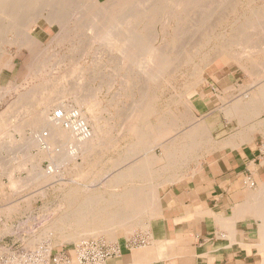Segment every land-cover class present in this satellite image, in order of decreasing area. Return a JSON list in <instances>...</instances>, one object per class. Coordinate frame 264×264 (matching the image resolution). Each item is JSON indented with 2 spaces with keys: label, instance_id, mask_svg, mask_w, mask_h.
<instances>
[{
  "label": "rangeland",
  "instance_id": "rangeland-1",
  "mask_svg": "<svg viewBox=\"0 0 264 264\" xmlns=\"http://www.w3.org/2000/svg\"><path fill=\"white\" fill-rule=\"evenodd\" d=\"M45 2L50 6L41 10L37 22L27 21V33L10 31L0 41V149L6 143L12 153L27 147L9 170L2 160L13 154L6 148L0 151V248L7 250L12 264L16 259L26 264L46 250L49 257L69 253L74 264H80L77 249L83 244L94 241L116 249L118 240H131L138 229L146 228L154 210L142 197L148 200L150 195L132 192L144 187L149 191L151 179L187 162L185 154L167 156L160 142L187 130L194 119L206 125L197 112L206 108V100L208 110L222 105L218 84L232 75V67L239 82L257 86L246 102L233 103L235 119L253 121L250 126L264 135V119L256 120L264 110L242 108L264 83V0H84L63 7L59 0ZM152 4L158 6L154 16ZM151 21H156L154 28L149 27ZM242 88L231 87L229 97L243 93ZM142 97L153 112H140L141 118ZM185 105L192 107L193 120ZM229 105L224 111L231 117ZM58 108L64 119L54 117ZM70 113L77 119L68 126ZM209 131L204 135L206 148L217 143ZM101 155L105 162L118 159L116 167L126 165L123 172L138 164L132 161L146 159L152 178L112 183L116 170L99 179L105 163ZM258 189L253 190V201ZM123 191L127 195H121ZM118 212L123 213L122 225L115 219ZM129 226L133 233L123 237L122 228ZM257 229L251 264H261L263 256L255 246L262 239Z\"/></svg>",
  "mask_w": 264,
  "mask_h": 264
},
{
  "label": "crops",
  "instance_id": "crops-1",
  "mask_svg": "<svg viewBox=\"0 0 264 264\" xmlns=\"http://www.w3.org/2000/svg\"><path fill=\"white\" fill-rule=\"evenodd\" d=\"M230 72L232 75L221 78L218 84L222 89L218 94L222 105L208 110L209 101L206 100V108L201 112L196 111L200 117L203 116L206 125H209L217 141L216 148L212 147L209 152H205L203 137L186 139L184 142H187L188 147L184 154H187V162L183 166L179 168L174 164V170L171 168L170 173L151 179L149 185L153 187L152 190L149 187V191L144 192L143 186L139 191H133L139 195L146 193L158 197V209L145 220L146 228L138 229L139 232L131 240H118L115 253L97 264L252 263L254 228L258 227L261 219L251 208L253 197L250 195L253 196V190L264 183V152L260 154L258 150L264 143V135L258 127L252 133L250 125L253 121L235 119L236 107L233 103L240 99L238 102H246L257 86L246 81L239 82L235 75L236 67H232ZM237 84L245 91L238 96L229 97L230 88ZM227 105L228 110L233 112L231 117L225 114L224 108ZM191 115L193 117V113ZM258 116L256 120L264 119V112ZM103 143L105 147L106 143ZM101 158L105 157L101 155ZM116 160L105 162L103 159L105 163L102 164L103 167L100 166L102 175L99 179L111 176L116 170H119L118 173L123 171L126 165L116 167L119 162ZM132 162L138 163L132 167L142 164L140 158ZM147 176L148 174L145 177L130 178L142 179ZM139 184L143 185L140 181Z\"/></svg>",
  "mask_w": 264,
  "mask_h": 264
},
{
  "label": "bare ground",
  "instance_id": "bare-ground-1",
  "mask_svg": "<svg viewBox=\"0 0 264 264\" xmlns=\"http://www.w3.org/2000/svg\"><path fill=\"white\" fill-rule=\"evenodd\" d=\"M46 0H0V41H4V36L6 35V33L7 32H10V31H12V32H15V33H19V32H21V34L22 33H27V28L29 27V25H28V23H27V21L28 20H30V19H35L36 21L35 22H37V19L39 20L40 19V13L42 12L41 10L43 9H45V8H47L48 6H50V5H48L47 7H46V4L48 3V4H50V2H45ZM48 1V0H47ZM50 1V0H49ZM77 2H80V4H81V1H83V3H84V0H76ZM76 1L74 0L73 2H75L76 3ZM94 1V0H93ZM97 0H95V2H96ZM168 1V0H167ZM170 1H173L172 3H174V1L175 0H170ZM177 1H180V0H177ZM59 2L61 3H59L60 5H61V7H63L62 5H65V4H68V3H73L72 2V0H59ZM90 2V1H89ZM92 2V1H91ZM164 2H166V1H164ZM184 2V1H183ZM44 3H45V6H44ZM75 3H74V6H75ZM172 3H170V4H172ZM176 4H177V2H175ZM174 3V4H175ZM180 3V2H179ZM201 3H202V1H201ZM59 4H58V7H59ZM181 4H182V2H181ZM201 5V4H200ZM231 5V4H230ZM77 6V5H76ZM147 6V5H146ZM179 6V5H178ZM60 7V8H61ZM78 7V6H77ZM82 7H84V5H82ZM149 7H150V5H149ZM81 8V7H80ZM85 8V7H84ZM145 8V7H144ZM151 8V10H152V8L154 9L153 11H151V12H153V14H152V16H154L155 14H156V9L158 8V6L157 5H154V4H152V6L150 7ZM56 9H57V6H56ZM59 9V8H58ZM89 9V8H88ZM146 9V8H145ZM60 10V9H59ZM82 10H84V9H82ZM147 10V9H146ZM164 10V9H163ZM170 10V9H169ZM178 10V9H177ZM143 12V11H142ZM173 13V10H171V14ZM146 13L144 12V15H145ZM150 14V15H151ZM143 15V14H142ZM157 15V14H156ZM167 15V14H166ZM170 14L168 13V16H169ZM171 16V15H170ZM132 17H133V15H132ZM139 17V16H138ZM158 17H159V15H158ZM163 17H165V16H163ZM167 17V16H166ZM173 17V16H172ZM133 18H135V16L133 17ZM152 17L150 16V19H151ZM176 18V17H175ZM139 19V18H138ZM147 19V18H146ZM157 19V17H155V20ZM159 19V18H158ZM133 21V20H132ZM196 21V20H195ZM257 21V20H256ZM128 22H129V19H128ZM152 22V21H151ZM154 22H156V21H153L151 24L152 25H150L149 27L151 28V26H153V28H154ZM175 22V21H174ZM197 22V21H196ZM258 22V21H257ZM26 23H27V25H26ZM127 23V22H126ZM146 23H147V20H146ZM165 23V22H164ZM167 23V22H166ZM249 23V22H248ZM254 23V22H253ZM37 24V23H36ZM143 24V23H142ZM159 24H161V23H159ZM255 24V23H254ZM258 24V23H257ZM134 25H135V23H134ZM145 25V24H144ZM147 25H149L148 23H147ZM147 25L145 26V27H147ZM162 25V24H161ZM165 25V24H164ZM247 25V24H246ZM130 26V25H129ZM128 26V27H129ZM252 26H254L255 27V25H252ZM258 26H260L259 24H258ZM257 26V27H258ZM32 27V26H31ZM144 27V26H143ZM144 27V28H145ZM148 27V28H149ZM161 27H163V26H161ZM173 28V27H172ZM177 28V27H176ZM175 29V28H174ZM258 29V28H257ZM260 29V28H259ZM264 29V28H263ZM150 30V29H149ZM249 30V29H248ZM250 30H252V29H250ZM254 30V29H253ZM130 31V30H129ZM147 31H145V33H146ZM263 32V31H262ZM28 33H29V31H28ZM166 33V32H165ZM13 34V33H12ZM147 34V33H146ZM162 34V33H161ZM26 35V34H25ZM182 35V34H181ZM180 35V36H181ZM261 35V34H260ZM139 38V37H138ZM211 38V37H210ZM132 39V38H131ZM136 39V38H135ZM141 39V38H140ZM199 39V38H198ZM208 39V38H207ZM206 39V40H207ZM253 39V38H252ZM133 41H134V38L132 39ZM131 40V41H132ZM139 40V39H138ZM132 41V43L134 44V42ZM190 41V40H189ZM199 41V40H198ZM211 41V40H210ZM256 41V40H255ZM143 42V41H142ZM200 42V41H199ZM179 43V42H178ZM187 43V42H186ZM203 43V42H202ZM254 43V42H253ZM252 43V45H250L251 46V48L253 49V47L252 46H254L255 45V43L253 44ZM258 43V42H257ZM256 43V44H257ZM137 44V43H136ZM135 44V45H136ZM244 44V43H243ZM261 44L262 45H264V43H260V46H261ZM198 45V44H197ZM258 45V44H257ZM194 47V46H193ZM239 47V46H238ZM244 47H245V44H244ZM256 47H258V46H256ZM262 47H264V46H262ZM177 48V47H176ZM243 48V47H242ZM241 48V49H242ZM246 48V47H245ZM249 48V47H248ZM168 49H169V47H168ZM229 49H231L230 47H229ZM251 49V50H252ZM262 49H264V48H262ZM261 49V50H262ZM245 50H249L250 52H251V50L250 49H245ZM245 50H243L244 52H245ZM254 50H255V47H254ZM173 51V50H172ZM177 51V50H176ZM226 51H229V50H226ZM240 52H242V51H240ZM239 52V53H240ZM253 52V51H252ZM225 53V52H224ZM228 53H230V52H228ZM243 53V52H242ZM242 53H240L241 55H242ZM247 54L249 53V52H246ZM185 54V53H184ZM221 54V53H220ZM247 54H246V56H247ZM249 54H251V53H249ZM222 55V54H221ZM245 55V53L243 54V56ZM253 55V54H252ZM222 57V56H221ZM253 58V57H252ZM250 60H251V57H250ZM253 60H254V58H253ZM225 61V60H224ZM238 61V60H237ZM262 63V62H261ZM264 63V62H263ZM240 64V63H239ZM207 65H208V63H207ZM257 66V65H256ZM261 66V65H260ZM259 66V67H260ZM264 66V65H263ZM245 68V67H244ZM257 68V67H256ZM260 69H262L261 67H260ZM259 69V71L260 72H258V73H261L262 74V70H260ZM170 70V69H169ZM257 71H258V69H256ZM252 72V71H254V70H249L248 72ZM262 71V72H261ZM256 72V71H255ZM254 72V73H255ZM253 73V74H254ZM252 74V75H253ZM255 75H257L256 73H255ZM201 76V75H200ZM260 78V77H259ZM263 78H264V75H263ZM263 78H260V79H263ZM258 82V81H257ZM260 83V82H259ZM262 83V82H261ZM260 83V84H261ZM198 84V83H197ZM256 84V83H255ZM258 84V83H257ZM259 84V85H260ZM195 85V84H194ZM255 92V91H254ZM257 93V92H256ZM142 96H145L146 95V93L145 92H143L142 91ZM150 96V95H149ZM256 97H255V99L254 100H251L250 102H249V104H246V105H243L242 106V108L243 109H247V110H249V112H251V111H253V110H256V109H258V110H256V111H259L260 109H263L264 110V83L260 86V89H259V92L257 93V95H255ZM252 97H253V95H252ZM143 98V101L140 103V104H138V107H139V109H141V110H139L138 112H139V115H140V112L142 113V114H150L151 115V113L153 112V107L151 106V105H149L148 104V102H145L144 100H145V97H142ZM141 98V99H142ZM140 99V100H141ZM250 99H251V97H250ZM151 101V100H150ZM179 101H181V100H179ZM171 102V101H170ZM150 103V102H149ZM151 104H152V102H151ZM169 104V103H168ZM174 104V103H173ZM180 104V103H179ZM183 104V103H182ZM184 104H186V102L184 103ZM181 105V104H180ZM182 107H183V105H182ZM185 107V109H186V112H188L189 113V115H191V107H190V105H185L184 106ZM231 107H232V105H231ZM185 109H183L184 111H185ZM233 110V109H232ZM56 111H60L61 113H60V117H57L56 116ZM229 111H231V110H229ZM137 112V111H136ZM228 112V111H227ZM254 112V111H253ZM230 113V112H229ZM233 113V112H232ZM64 113H63V111H62V109H60V108H58V109H55L54 111H53V115H54V117L56 118V119H61V118H63L64 117V115H63ZM72 114H74L75 116H77V114L76 113H70L67 117V119L65 118V120H68L69 121V123H67V121L65 122V124L66 125H68V126H70L71 124H72V121L73 120H70L69 118H70V115H72ZM138 115V114H137ZM145 115H144V117H145ZM169 115V114H168ZM141 116V115H140ZM171 116V115H170ZM173 116V115H172ZM246 116V115H245ZM188 117V116H187ZM191 117H192V115H191ZM190 117V118H191ZM236 117V116H235ZM141 118H142V116H141ZM146 118V117H145ZM64 119V118H63ZM77 119V118H76ZM75 119V120H76ZM140 119V118H139ZM162 119V118H161ZM184 119V118H183ZM186 119V118H185ZM192 119H193V117H192ZM189 120H191V119H189ZM175 121V120H174ZM178 121V120H177ZM188 121V120H187ZM192 121V120H191ZM186 122V121H185ZM184 122V123H185ZM202 122V121H201ZM201 122H196V119H195V123H193V124H191V122H190V127L187 129V130H183L182 132H178L179 134H177L176 136H174V137H171V139H167L166 141H164V142H160V145H161V147H162V150H163V152H165V154L167 155V156H173V157H178V156H181V155H184V151H185V149H187V147H188V144H187V142L185 143L184 141L187 139V140H196L198 137L201 139L202 137L204 138H206V136H204L205 134H206V132L208 131V130H210V128H209V126L208 127H206V125H204V123H203V125H202V123ZM261 122H264V120H262ZM182 123V122H181ZM176 125V124H175ZM174 126V125H173ZM174 128V127H173ZM257 128V127H256ZM205 129H206V131H205ZM251 130H252V133H254L255 132V127H251L250 128ZM211 131V130H210ZM209 131V132H210ZM258 131V130H257ZM212 132V131H211ZM174 134V133H173ZM173 134H171V135H173ZM166 134H164V136H165ZM221 135V134H220ZM227 135V134H226ZM237 136H239V135H237ZM161 137H162V135H161ZM160 137V138H161ZM158 138V137H157ZM214 139V138H213ZM212 139V140H213ZM236 139V138H235ZM238 139V138H237ZM236 139V140H237ZM157 140H159V139H157ZM154 141H155V139H154ZM204 141V140H203ZM206 141V140H205ZM203 143V142H202ZM10 143H6V145H8L7 147H3V148H6V149H3V150H5V152L8 150L9 151V145ZM200 144V143H199ZM204 144H205V146H208V143L206 144L205 142H204ZM214 144H216V143H214ZM5 145V146H6ZM187 145V146H186ZM198 146V145H197ZM200 146H201V144H200ZM264 146V145H263ZM204 147V146H203ZM212 147H214V148H216V145H212ZM212 147H210V148H206L207 149V151L209 152L210 150H211V148ZM26 145H24V146H22V148H21V151L20 152H18V153H12V152H10L9 151V153L10 154H13V156L10 158L8 155H7V153H6V155L9 157V159H8V157L6 158V157H3V159L4 160H2V162H3V165L5 166V170H9V168H11V166H12V168H13V165H14V163L18 160V158L19 157H21L23 154H24V152H25V150H26ZM190 148V147H189ZM196 148V147H195ZM2 149H0V151L2 150ZM260 149V148H259ZM195 150V149H194ZM199 150V149H198ZM198 150H197V152H198ZM261 150V149H260ZM262 151V150H261ZM186 152V151H185ZM190 152V151H189ZM192 153V152H191ZM260 153V152H259ZM164 154V155H165ZM190 154V153H189ZM193 154V153H192ZM197 154V153H196ZM20 155V156H19ZM187 155V154H186ZM191 155V154H190ZM2 156H4V155H1L0 157H2ZM196 156V155H195ZM185 157V156H184ZM194 157V156H193ZM196 157H198V156H196ZM155 158H157V157H155ZM164 158H166V157H164ZM181 158V157H180ZM2 159V158H1ZM167 159H168V157H167ZM149 160V159H148ZM171 160H174L173 158L171 159ZM179 160V159H178ZM150 161H151V159H150ZM167 162H168V160H166ZM183 161H184V159H183ZM178 162V161H177ZM171 163V162H170ZM168 164V163H167ZM178 164H180V163H178ZM169 166V165H168ZM150 167H151V164H150ZM149 167V161H147L146 159H144V161H142V164L139 166H134V167H130V170H128L126 173H123V171H122V173L120 172V173H117L116 175H114L113 177H112V183H115V182H120L121 183V181H123V180H125V179H127V178H130V177H132V176H143V177H145V175H147V174H149V172H150V170L151 169H149L150 168ZM174 167V166H173ZM11 168V169H12ZM176 168V167H175ZM178 168V167H177ZM154 169V168H153ZM171 170V169H170ZM172 170H174L173 168H172ZM168 171V170H167ZM9 172V171H8ZM155 172V171H154ZM163 172V171H162ZM151 173H153V172H151ZM159 173V172H158ZM175 174V173H174ZM135 178V177H134ZM142 178V177H141ZM136 179V178H135ZM140 179V178H139ZM143 179V178H142ZM143 181V180H142ZM161 182V181H160ZM162 182H163V180H162ZM123 183V182H122ZM145 183V182H144ZM149 183V182H148ZM159 183V182H158ZM250 183H251V181H250ZM147 185V184H146ZM144 186V185H143ZM138 187V186H137ZM152 186L150 187V189L152 190ZM256 190V189H255ZM141 192V191H140ZM146 192V191H145ZM257 192V193H256ZM254 191V193H256V198H254L255 199V201H253L254 203H252V209H253V212H254V214L256 215V216H258V217H260L261 218V223H259V225H258V229H257V234H259L260 236L259 237H261L262 236V239L260 240V242H258V243H255V246H256V248H258V250H260L261 252H263V256L261 257L262 259H261V261H260V263L261 264H264V183L262 184V186L258 189V191ZM132 193H134V192H132ZM252 193V192H251ZM126 194V193H125ZM124 194V195H125ZM146 194V193H145ZM121 195H123V194H121ZM123 195V196H124ZM127 195V194H126ZM142 195V194H141ZM254 195V194H253ZM115 196V195H114ZM143 196V195H142ZM251 197H252V195H250ZM121 198H123L122 196H120ZM120 198V199H121ZM142 199H143V201H145V202H147L148 204H150V206L152 207V209L153 210H156V209H158V197L156 196V195H154V194H150V198H148V200L146 199V198H144V196L142 197ZM115 214V213H114ZM117 216H116V218H115V216H112V217H114L116 220L117 219H119L118 220V222H120L119 224L120 225H122L123 224V222L124 221H122V217H123V213L121 212H118L117 214H116ZM113 218V219H114ZM114 219V220H115ZM118 222H116V223H118ZM130 227V226H129ZM133 228H122V230H121V235L123 236V237H125V236H127V234L128 233H133ZM45 234V233H44ZM230 234V233H229ZM256 234V235H257ZM45 236H47V235H45ZM229 236V235H228ZM42 237H44V236H42ZM38 238H41L40 236L38 237ZM258 238V237H257ZM36 239H37V237H36ZM35 239V240H36ZM42 240H44V239H42ZM229 240V239H228ZM39 242V241H38ZM42 242V241H41ZM37 243V242H36ZM42 244V243H41ZM42 246V245H41ZM43 247V246H42ZM46 247L47 248H51V246L50 245H46ZM45 247V248H46ZM254 247V246H253ZM46 248V249H47ZM35 249V248H34ZM45 249V250H46ZM0 250L1 251H3V249L2 248H0ZM35 251H36V249H35ZM46 251H48V250H46ZM46 251H43L42 252V249H41V252L43 253V255L42 256H40L39 254L40 253H38V255L39 256H36V255H34L33 257H29L28 259H29V261H26L27 263L26 264H49V263H47L48 262V257H49V254H45L46 253ZM41 253V254H42ZM29 254V253H28ZM26 256V255H25ZM16 261H17V263L16 264H22V262L20 261V260H17L16 259ZM25 262V261H24ZM13 263V262H12Z\"/></svg>",
  "mask_w": 264,
  "mask_h": 264
},
{
  "label": "built area",
  "instance_id": "built-area-1",
  "mask_svg": "<svg viewBox=\"0 0 264 264\" xmlns=\"http://www.w3.org/2000/svg\"><path fill=\"white\" fill-rule=\"evenodd\" d=\"M56 116L60 117V111H56ZM77 117L72 114L70 120H75ZM0 250V264H12L10 257L5 256L7 250L3 248ZM78 260L80 264H97L103 261L106 257L115 253V248L109 250L105 249L99 242L90 241L83 244L77 249ZM49 264H74L72 256L66 252H55L49 257Z\"/></svg>",
  "mask_w": 264,
  "mask_h": 264
}]
</instances>
